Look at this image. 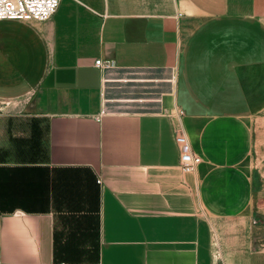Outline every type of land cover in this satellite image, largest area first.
Segmentation results:
<instances>
[{
    "label": "crops",
    "instance_id": "1",
    "mask_svg": "<svg viewBox=\"0 0 264 264\" xmlns=\"http://www.w3.org/2000/svg\"><path fill=\"white\" fill-rule=\"evenodd\" d=\"M263 109L264 0H61L0 20V264H264Z\"/></svg>",
    "mask_w": 264,
    "mask_h": 264
},
{
    "label": "built area",
    "instance_id": "2",
    "mask_svg": "<svg viewBox=\"0 0 264 264\" xmlns=\"http://www.w3.org/2000/svg\"><path fill=\"white\" fill-rule=\"evenodd\" d=\"M61 0H0V20L45 21L57 10ZM110 60L97 58L94 65L101 71L110 66ZM173 125L174 137L179 150V166L183 172H192L201 162V157L196 154L188 139L182 117L183 111L178 107L169 110ZM100 182V179H98ZM217 252L218 246L215 241Z\"/></svg>",
    "mask_w": 264,
    "mask_h": 264
},
{
    "label": "rangeland",
    "instance_id": "3",
    "mask_svg": "<svg viewBox=\"0 0 264 264\" xmlns=\"http://www.w3.org/2000/svg\"><path fill=\"white\" fill-rule=\"evenodd\" d=\"M255 146L253 151V165L255 176L260 182L262 188L261 198L256 202V208L264 213V109L259 113L257 120L254 122ZM264 220V215H263Z\"/></svg>",
    "mask_w": 264,
    "mask_h": 264
}]
</instances>
